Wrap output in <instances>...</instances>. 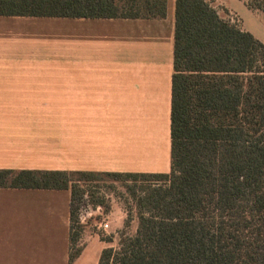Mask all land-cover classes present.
I'll use <instances>...</instances> for the list:
<instances>
[{"label": "crops", "instance_id": "obj_1", "mask_svg": "<svg viewBox=\"0 0 264 264\" xmlns=\"http://www.w3.org/2000/svg\"><path fill=\"white\" fill-rule=\"evenodd\" d=\"M208 1L264 45V12ZM165 2L162 20L0 17V170L169 173L175 0ZM106 225L112 242L84 230L72 264L117 246L124 217ZM69 237V191L0 189V264H68Z\"/></svg>", "mask_w": 264, "mask_h": 264}, {"label": "trees", "instance_id": "obj_2", "mask_svg": "<svg viewBox=\"0 0 264 264\" xmlns=\"http://www.w3.org/2000/svg\"><path fill=\"white\" fill-rule=\"evenodd\" d=\"M165 16V0H0V17ZM170 141L167 174L0 170V189L70 192L68 264L84 186L102 178L122 185L137 227L98 264H264V45L208 0H175Z\"/></svg>", "mask_w": 264, "mask_h": 264}, {"label": "rangeland", "instance_id": "obj_3", "mask_svg": "<svg viewBox=\"0 0 264 264\" xmlns=\"http://www.w3.org/2000/svg\"><path fill=\"white\" fill-rule=\"evenodd\" d=\"M251 1L253 0H248V2ZM84 189L86 190V195L79 207L77 222V225L82 229L81 234L86 230L89 233L98 234L100 239L110 237L106 234L107 229H103V225L107 223L111 217L118 221V223H121L122 217H124V220L130 217L131 220L129 225L126 228L122 227L120 230L124 229L129 235L135 233L137 220L131 209V200L121 184L112 182L107 178H102L100 181L88 183L87 186H84ZM96 198L103 201L102 206H93L92 201ZM110 213L112 216L109 215ZM84 237L88 239V235H83L82 238ZM116 240H118V234ZM82 243V240L77 242L76 248H81Z\"/></svg>", "mask_w": 264, "mask_h": 264}, {"label": "built area", "instance_id": "obj_4", "mask_svg": "<svg viewBox=\"0 0 264 264\" xmlns=\"http://www.w3.org/2000/svg\"><path fill=\"white\" fill-rule=\"evenodd\" d=\"M107 228V225L106 223L103 225V229L105 230Z\"/></svg>", "mask_w": 264, "mask_h": 264}]
</instances>
